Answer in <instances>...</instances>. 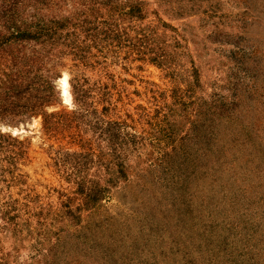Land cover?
I'll return each instance as SVG.
<instances>
[{
    "label": "rangeland",
    "instance_id": "374dc122",
    "mask_svg": "<svg viewBox=\"0 0 264 264\" xmlns=\"http://www.w3.org/2000/svg\"><path fill=\"white\" fill-rule=\"evenodd\" d=\"M142 1L144 19L122 18L126 44L79 70L65 59L60 77L82 71L98 109L85 126L2 125L25 128L30 147L25 180L0 185L11 221L28 220L0 228V264H264V0ZM145 31L171 66L134 48ZM60 77L62 105L49 110L69 113ZM198 102L213 119L208 140ZM159 120L171 135H153ZM113 121L129 133L110 150ZM80 139L92 149L77 154ZM102 189L111 193L94 210Z\"/></svg>",
    "mask_w": 264,
    "mask_h": 264
},
{
    "label": "trees",
    "instance_id": "16d2710c",
    "mask_svg": "<svg viewBox=\"0 0 264 264\" xmlns=\"http://www.w3.org/2000/svg\"><path fill=\"white\" fill-rule=\"evenodd\" d=\"M133 17L145 18L142 0H0L1 186L3 184L11 186L25 180L26 173L22 165L28 158L30 147L26 138L4 131L2 125L26 123L42 116L44 130L51 134L71 129L76 125L85 126L86 119L98 111L97 108L89 107L90 96L93 94L88 88V78L81 73L82 71L71 73L73 75L70 77L71 93L76 107L69 113L60 109L49 110L51 107L62 105L56 79L60 77L61 69L66 67L67 57L73 61L71 65L79 70L81 66L99 63L101 57H106L105 50L108 48L119 46L124 41L126 44L131 40L126 28L121 31L120 24L122 18L127 20ZM140 37L138 41L141 43L134 44L136 50L143 54L157 53L151 55L150 59L158 60L159 64L169 66L173 64L170 55L165 53L166 50H163L162 46L156 45L158 39L150 32L145 31ZM94 49H97V52H94ZM159 49L163 51L157 52ZM203 103L198 102L197 112L198 115L204 112L202 136L208 140L211 135L209 131H213L214 124L211 126L207 123L213 119H208L210 115L208 117L204 106L200 107ZM157 126L167 132L168 136L171 135L168 126L165 127L159 120L151 126L156 129L154 136L159 130ZM107 130L112 137L107 144L110 150H115L112 147L115 144L114 138L129 133L127 124L120 121H113ZM78 143L84 151L76 152L77 154L92 149L81 139ZM116 144L119 145V141H116ZM163 154H168V151H163ZM115 165L118 166L116 173L119 177L126 178L127 165L120 160L117 163L115 161ZM171 171L172 168L169 169V173ZM175 176L178 174L173 173L171 179ZM107 193L111 191L102 189L101 193L92 194L93 196L89 197L92 201L91 208L98 210L103 206L102 200L109 196ZM12 207V204L0 196V217L4 219L0 228L13 225V230L20 231L23 223L28 220L20 221V214L16 211L17 214L11 216L13 218L11 221L8 215ZM252 249L255 250L254 246ZM257 251L252 253L253 257L260 255V250Z\"/></svg>",
    "mask_w": 264,
    "mask_h": 264
},
{
    "label": "bare ground",
    "instance_id": "6f19581e",
    "mask_svg": "<svg viewBox=\"0 0 264 264\" xmlns=\"http://www.w3.org/2000/svg\"><path fill=\"white\" fill-rule=\"evenodd\" d=\"M60 86H61V95L64 98L65 102H70L72 95L70 92V82L67 73H64L60 77Z\"/></svg>",
    "mask_w": 264,
    "mask_h": 264
},
{
    "label": "water",
    "instance_id": "95a60500",
    "mask_svg": "<svg viewBox=\"0 0 264 264\" xmlns=\"http://www.w3.org/2000/svg\"><path fill=\"white\" fill-rule=\"evenodd\" d=\"M15 128H11V130L13 131L14 134H19V133H23L25 131V128H17V133L14 131ZM18 131H20L18 133Z\"/></svg>",
    "mask_w": 264,
    "mask_h": 264
}]
</instances>
